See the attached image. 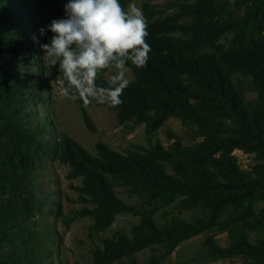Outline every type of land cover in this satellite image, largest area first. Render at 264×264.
Returning <instances> with one entry per match:
<instances>
[{
	"label": "trees",
	"instance_id": "16d2710c",
	"mask_svg": "<svg viewBox=\"0 0 264 264\" xmlns=\"http://www.w3.org/2000/svg\"><path fill=\"white\" fill-rule=\"evenodd\" d=\"M129 1L119 0L125 10ZM169 8L152 17L144 6L151 52L146 66L127 64L134 80L115 116L119 123L144 124L148 134L175 117L189 144L169 133L174 140L168 147L155 143L143 152L120 153L98 143L94 156L62 131L52 141L49 122L30 109L43 97L28 94L29 78L15 76L14 61L35 47L32 35L10 32L0 42V264L45 261L38 239L46 233L35 219L44 202L34 179L40 163L55 154L69 164L71 176L81 177L79 196L92 207L72 217L90 216L91 234L111 227L118 214L139 217L130 235L117 230L104 238L91 251L92 264L124 257L135 264L134 254L145 248L158 252L148 259L158 264L199 234L210 261L264 264V0H185ZM10 14L0 7V23ZM239 76L249 80L254 98H246ZM110 81L95 84L108 88ZM79 109L93 130L80 101ZM235 150L251 156L248 169ZM114 182L128 187L140 204L120 199ZM174 202L179 211L198 209L200 215L157 222L153 214ZM217 234L226 235L225 245Z\"/></svg>",
	"mask_w": 264,
	"mask_h": 264
},
{
	"label": "rangeland",
	"instance_id": "374dc122",
	"mask_svg": "<svg viewBox=\"0 0 264 264\" xmlns=\"http://www.w3.org/2000/svg\"><path fill=\"white\" fill-rule=\"evenodd\" d=\"M185 0H130L126 10L131 5L140 8L144 14V6L152 17H159L170 13V2ZM234 1V0H230ZM68 0H0V7H7L11 14L0 23V42L10 32L28 31L32 35L35 47L14 61L17 67L16 77L29 78L26 83L27 92L30 95L40 93L43 102H37L30 106L35 111L38 120L44 117L48 122L52 141L58 142L59 131L84 148L91 155L96 156V145L102 143L115 151L126 153L127 151H146L151 145L160 143L168 147L177 137L184 144L191 143V137L175 117L168 118L160 127L147 133L144 124H132L131 122L119 123L115 116V107L105 102L97 103L93 100L85 104L82 99H71L72 95H79L74 86H70L65 74L58 71V66L53 67L51 58L44 57L42 44L48 43L51 32L41 35L39 29L46 27L53 19H61L65 16L64 5ZM227 39V38H226ZM223 41V39H221ZM117 74L115 69L98 72L95 80H112ZM124 78L129 82L134 80L131 68L126 66ZM239 78H243L239 76ZM245 96L254 98L256 93L252 90L248 79L243 78ZM96 85V84H95ZM65 89L69 94L65 95ZM36 93V94H35ZM79 101L88 113L94 129L89 130L82 119L79 109ZM238 162L243 169H248L252 163L250 155L240 150H235ZM71 168L67 162L59 160L55 155L40 163L35 186L38 195L41 196L44 207L36 215V227L40 233L39 244L43 246L45 261L41 264H92L91 251L95 247H101L104 238L111 237L117 230L131 234V229L139 220V217L131 213H121L115 218L113 225L104 231L90 233L92 225L90 216H73V213L83 208H91V204L84 202L79 196L78 187L82 186L80 176L70 175ZM114 191L117 196L128 204H140V199L133 194L128 187L114 182ZM165 214V215H164ZM170 215L192 220L200 215V210L190 209L179 211L176 202L159 209L153 214L157 222H163ZM204 234L189 237L181 241L168 256L158 264H241L239 259H224L210 261L203 256L201 243ZM221 245L227 243L225 234L216 235ZM153 253L147 248L134 254L135 264H149V257ZM112 264H130L127 257Z\"/></svg>",
	"mask_w": 264,
	"mask_h": 264
},
{
	"label": "clouds",
	"instance_id": "9594fccd",
	"mask_svg": "<svg viewBox=\"0 0 264 264\" xmlns=\"http://www.w3.org/2000/svg\"><path fill=\"white\" fill-rule=\"evenodd\" d=\"M64 11V18L39 29L42 36L52 33L41 45L44 57L51 58L52 66H58L78 91L71 99L119 106L129 84L124 78L127 64L144 67L149 59L147 18L135 5L125 10L119 0H68ZM110 68L117 72L110 87H96L98 72Z\"/></svg>",
	"mask_w": 264,
	"mask_h": 264
}]
</instances>
